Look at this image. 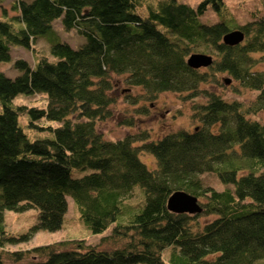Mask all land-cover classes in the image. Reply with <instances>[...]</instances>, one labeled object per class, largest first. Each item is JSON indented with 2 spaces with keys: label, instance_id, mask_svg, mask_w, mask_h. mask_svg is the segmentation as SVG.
Masks as SVG:
<instances>
[{
  "label": "trees",
  "instance_id": "16d2710c",
  "mask_svg": "<svg viewBox=\"0 0 264 264\" xmlns=\"http://www.w3.org/2000/svg\"><path fill=\"white\" fill-rule=\"evenodd\" d=\"M208 5L219 8L222 0L194 7L161 0L144 17L135 12V0H15L16 13L0 17V62L19 71H0V246L16 239L5 230L4 209L35 208L31 231H52L62 225L67 195L91 232L110 226L102 240H124L112 248L84 239L67 240L70 247L65 241L38 245L23 262L25 251L10 253L8 264H264V118H251L264 112V71L251 68L253 53L264 60V15L240 26L243 40L227 45L223 21L198 20ZM56 20L84 40L75 47L60 40ZM39 37L47 39L52 60L35 56L30 66L12 59L10 46L32 49ZM195 50L216 56L193 68L186 57ZM219 72L254 96L226 100L208 89ZM111 74H123L146 98L179 93L191 103L195 127L148 141L147 131L105 139L95 120L111 112ZM35 92L45 94L44 108L12 102ZM24 114L52 137L29 140L19 124ZM38 119L57 125L40 126ZM142 150L153 154L154 167L140 160ZM72 168L89 172L72 176ZM205 173L224 187L207 184ZM176 189L200 198L202 210H168L167 197ZM136 194L140 199L131 202Z\"/></svg>",
  "mask_w": 264,
  "mask_h": 264
},
{
  "label": "rangeland",
  "instance_id": "374dc122",
  "mask_svg": "<svg viewBox=\"0 0 264 264\" xmlns=\"http://www.w3.org/2000/svg\"><path fill=\"white\" fill-rule=\"evenodd\" d=\"M15 0H3L0 2V17L5 16L9 18L14 15L16 11L12 7ZM161 0H135V12L140 16H147L149 10L156 7ZM178 2L186 3L192 7L200 0H177ZM264 15V0H222V5L219 8H214L208 5L205 11L198 16V20L204 23H212L223 21L229 29H240V26L252 20L253 17ZM14 21V20H13ZM53 28L59 36V39L66 41L71 46L75 47L84 40L81 34L76 30H64L58 20L53 22ZM241 30V29H240ZM243 33L244 31L241 30ZM32 49H26L22 46H10V55L12 59L21 58L26 60L30 66L36 62L35 56L47 57L52 60L49 52V43L45 37H39L32 44ZM198 52H205L202 50H195ZM194 52V51H193ZM216 56L214 52H205ZM252 56L255 61L252 62V69L264 71V60L260 53H253ZM10 62H0V71L9 76L16 75L19 71L13 68ZM217 82L207 83L205 86L221 95L226 100H238L247 102L252 98L255 92L247 90L239 85V83L226 72H219L216 74ZM223 78H230V82L226 84ZM113 81V89L111 95L114 100L110 104V114L104 119H96L95 127L103 135L105 139L116 140L123 138L128 134H132L134 138L141 137L143 132H148V140H155L165 133L176 130L178 128H186L191 130L195 127L196 121H193L191 103L182 98L177 92L161 91L153 98H146L141 93V88L131 86L124 80L123 74H111ZM46 96L43 93L35 92L29 95L19 94L12 99L14 104H21L26 106L45 107ZM251 118L263 120L264 112H259L256 115H251ZM40 126L50 124L57 125L54 122L38 119L35 121ZM19 124L23 128L27 138L32 140L38 137H52L53 133L48 128L43 129L32 127L28 124V115L19 116ZM135 145L141 144L137 140ZM140 160L148 167L155 166V159L152 153L146 150L139 152ZM89 169L72 168L70 173L72 176H80ZM202 179L207 184L212 185L217 189L224 187V184L214 174H203ZM67 209L63 215V222L60 228L56 230H36L31 231V227L36 221L35 208L24 211H13L9 209L3 210V224L9 236L15 237L13 241H5L0 246V258L4 264L13 261L12 252L17 250L25 251V257L21 262L32 258L34 253L30 252L35 246L59 243L60 241H67L69 239H84L85 244L96 245L101 248H109L120 246L124 241L117 239L112 241L110 239L102 240L104 235L110 233V226L101 232L93 233L78 215L74 206L72 198L67 195ZM140 199L136 194L131 202ZM200 200V198H198ZM205 217H200V221H205ZM207 220V219H206ZM72 243H67L63 246L70 247ZM168 248V247H167ZM163 251V257L167 258L169 249ZM27 250V251H26ZM264 260V259H263ZM131 264H145L142 262H134Z\"/></svg>",
  "mask_w": 264,
  "mask_h": 264
},
{
  "label": "water",
  "instance_id": "95a60500",
  "mask_svg": "<svg viewBox=\"0 0 264 264\" xmlns=\"http://www.w3.org/2000/svg\"><path fill=\"white\" fill-rule=\"evenodd\" d=\"M222 42L227 45H234L241 42L244 38V33L240 29H229L222 35ZM213 58L210 54L205 52H191L187 58L188 66L198 68L201 66H208L212 63ZM224 82L228 84L230 78H223ZM168 210L176 213H199L202 208L198 201V197L183 189H176L172 191L166 200Z\"/></svg>",
  "mask_w": 264,
  "mask_h": 264
}]
</instances>
